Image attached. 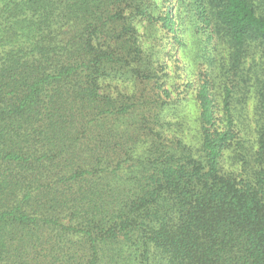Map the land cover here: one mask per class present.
<instances>
[{"label": "trees", "instance_id": "1", "mask_svg": "<svg viewBox=\"0 0 264 264\" xmlns=\"http://www.w3.org/2000/svg\"><path fill=\"white\" fill-rule=\"evenodd\" d=\"M0 264H264V0H0Z\"/></svg>", "mask_w": 264, "mask_h": 264}, {"label": "rangeland", "instance_id": "2", "mask_svg": "<svg viewBox=\"0 0 264 264\" xmlns=\"http://www.w3.org/2000/svg\"><path fill=\"white\" fill-rule=\"evenodd\" d=\"M145 32V28L141 27L139 29V33L143 36ZM160 34L166 35L162 33V31H159L158 35ZM189 36L193 39L190 33ZM190 38H188V45L186 48H182V46H178L176 43L171 46L169 44V38H164L162 45L165 46L166 53L169 54V57L167 56L169 70L167 87L173 90L175 89L172 88L173 85H192V88L181 85L183 88L179 91L180 94H173V98L176 100V106L173 108L170 107L171 114L167 116L168 121L172 123L171 128L173 131L181 130L180 135L183 136V139L191 145L197 146L198 115L200 110L196 99V90L203 83L201 71L208 65L202 60L203 51H201V49H203V43L202 45L193 44ZM198 52L200 57L197 59L195 56ZM178 99H180L179 102Z\"/></svg>", "mask_w": 264, "mask_h": 264}]
</instances>
